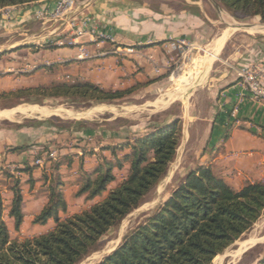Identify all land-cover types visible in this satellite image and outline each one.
Instances as JSON below:
<instances>
[{"label":"trees","instance_id":"1","mask_svg":"<svg viewBox=\"0 0 264 264\" xmlns=\"http://www.w3.org/2000/svg\"><path fill=\"white\" fill-rule=\"evenodd\" d=\"M49 1L54 0H0V9L33 7ZM216 1L239 20L259 18L264 23V0ZM26 46L32 51L55 48L49 43L39 49L36 43ZM146 86L135 84L127 89L108 90L87 81L55 82L18 88L3 95L35 104L59 99L90 106L124 100ZM181 137L182 122L174 119L157 124L131 140L127 138L126 142L102 146V151H109L114 160L103 156L92 171L81 169L80 193H88L90 199L102 196L116 179L115 169L130 163L126 179L111 189L103 201L65 219L62 214L67 212L68 204L62 191L65 182L61 162L57 163L52 178L44 170L42 188L49 193V198L35 216L34 224L46 225L53 220L55 226L32 238H12L3 218L6 207L0 190V264H80L98 252L102 238L142 206L166 177ZM30 149L29 145L11 148L17 155ZM119 150H125L122 157L118 155ZM19 171L31 177L35 170L24 163ZM29 182L34 184L32 177ZM11 191L9 217L19 229L24 220L20 178L15 180ZM263 215L264 182H249L234 188L210 166H200L191 170L168 199L131 229L118 248L100 264H213L217 256L249 233ZM256 264H264V254Z\"/></svg>","mask_w":264,"mask_h":264},{"label":"rangeland","instance_id":"2","mask_svg":"<svg viewBox=\"0 0 264 264\" xmlns=\"http://www.w3.org/2000/svg\"><path fill=\"white\" fill-rule=\"evenodd\" d=\"M128 1L134 7L147 11H160L169 8V6L172 9L179 10L188 6L181 0ZM121 4L126 5L127 2L125 4L121 2ZM41 7L40 5H35L33 7H19L9 10L0 9V59L9 56L12 60L2 62L3 69L1 71L5 73L2 76L13 77V83L19 80L17 83L20 88L29 84V82L20 80L22 79L21 77L27 78L45 69L37 66V61L31 60L28 56H13L22 50H30L33 54H36L43 50L70 49L76 52L75 55L79 62L91 59H80V51L78 50L79 47H86L87 54L91 57L92 52H90L88 46L91 45L89 44V37L78 39L79 45L72 47L53 45L55 47L53 49L38 48L42 45L38 44V42L44 36V33L49 34L50 30L54 31L59 27V25L52 27H50L51 24L43 25L36 19V10ZM18 13L26 16L22 15L23 19L19 21L17 20ZM89 13L88 7L84 8L79 13L78 18L80 21L88 19L95 31L107 32L106 30L110 29L105 23L100 24V20H97L94 15L92 16ZM235 21V25H237L235 29L237 31L245 35L251 34L253 37L264 38V23L259 18L245 20L235 18ZM230 23L233 22L230 20ZM67 31L68 28H64L65 34L68 33ZM30 43H36L39 50L32 51L31 48L26 46ZM176 44L174 45L175 58L171 69H163V62L160 60L154 59L152 62L150 61L154 66V75L157 78L154 77L135 83L147 84V86L121 101L85 106L72 104L65 100L53 99L35 104L6 97L3 94L8 91L4 90L9 88V86L0 87V190L2 194L4 193L3 196L5 198V195H8L14 187L17 178L22 181V179L29 176L19 171V169L23 168L24 163H28L29 166L36 170L35 175H37V171H40V180L43 184V171L46 170V173L52 178L57 163L61 162L60 171L64 173L63 180L65 182L62 191L68 204L67 212L62 214L64 219L79 214L89 209L93 204L103 201L111 189H114L126 179L130 163H125L122 169H115L116 179L109 185L108 191L102 196L90 199L88 193H80L83 183L81 169L87 172L92 171L93 167L99 164L98 162L103 156L114 160L109 151H102V146L107 145V143H115L116 145L119 141L126 142L127 138L131 140L135 135L144 134L155 125L163 124L170 120L179 119L182 122L181 142L166 177L149 194L142 206L126 217L118 228L102 238L99 251L86 258L80 264H100L105 256L118 248L125 235L131 229L145 220L162 202L168 199L172 191L191 170H195L200 166H210L201 164L200 158L197 157V155L202 153V145L204 143L199 141L201 137L198 132L205 129L203 124L198 122V119L206 118L211 120L214 115L210 109L212 104L211 96L207 97L204 92H196L198 86L196 87V84L193 85L199 68H202L203 64L197 60L195 67H192L193 60L186 59L184 61L182 58L183 50L179 48L178 43ZM91 46L96 48L94 44ZM146 51H149V49H146ZM95 53L98 55L100 52ZM212 59L210 58L209 60L212 61ZM204 66L207 69V62ZM209 66L205 84L208 83L210 86L215 79H218L216 75L219 72V64L217 60H213ZM107 68L112 73L115 72V67L108 66ZM104 69V64L101 63L95 67L98 78ZM205 69H201V71L204 72ZM180 77H183V80H180ZM185 77L190 78L189 81H186ZM65 81L77 82V80L74 81L70 78ZM189 102L192 105L191 111H188ZM188 122H191L189 126ZM206 128L208 127L206 126ZM187 134L189 135L188 141L185 140ZM24 145L31 146V149L26 151L21 162L18 160L17 153L12 152L11 148ZM31 151L33 153L30 154ZM124 152L125 150H119V157H122ZM5 173H9L10 176L8 177ZM237 176L240 175L237 174ZM226 182L231 185L228 181ZM23 189L25 198L21 209L24 213L35 212L39 202L45 201L49 196V193L45 190L32 196L33 189L29 183H25ZM22 225L19 229H16L15 225L11 224L10 234L13 239L32 238L50 231L48 225H40L41 228L38 230H33V222L27 224L26 228H23ZM263 254L264 215L249 233L235 242L223 254L217 256L213 264H256Z\"/></svg>","mask_w":264,"mask_h":264},{"label":"crops","instance_id":"3","mask_svg":"<svg viewBox=\"0 0 264 264\" xmlns=\"http://www.w3.org/2000/svg\"><path fill=\"white\" fill-rule=\"evenodd\" d=\"M115 1L90 0L89 14L99 19L100 24L105 23L110 28L106 31L115 37L123 49L134 48L133 53L118 57L112 54L97 56L95 52L111 51L112 45L105 44L100 48L88 45L92 52L91 59L79 62L76 52L70 49L43 50L36 54L30 50H22L13 56H28L37 61V66L45 68L27 78L21 77L20 80L29 82L24 87L68 82L65 80L70 78L74 81L92 82L108 90L125 89L155 77L154 66L150 63L154 59L163 62V69H171L175 58L174 45H177L178 40H185L194 48L191 55L192 67H195L197 60L203 64L193 85L198 86L196 92L211 96L210 109L214 114L212 119L209 117L211 120L198 119L205 127L198 132L201 137L199 141L204 142L202 153L197 155L199 161L201 164L210 165L217 175L235 188L243 187L249 182H264V103L252 99L238 84L240 69L264 60V38L237 31L235 18L223 10L216 0H181L188 6L179 10L169 6L160 11L136 8L128 0ZM121 2L127 4L123 5ZM53 4L54 1H49L37 5ZM16 8L19 7H11ZM18 14L17 20L21 21L25 14ZM210 58H213L212 61L217 60L219 72L216 75L218 79L209 86L208 83L205 84L209 69L206 71L204 65ZM8 60L12 61L9 56L0 59V87L9 86L4 91L20 88L17 83L19 80L13 83V77L2 76L5 75L1 71L2 64ZM99 63L104 64L105 69L98 78L95 67ZM108 66L115 67V72L109 71ZM201 69H205L204 72ZM189 103L188 111H191L192 105ZM190 124L188 122V126ZM188 139L187 134L185 140ZM25 154L26 152L19 154L18 160L22 162ZM35 172L36 170L31 176L34 184L29 182L30 176L21 181L23 201L25 183H29L33 189L32 196L44 191L40 171H37V175ZM9 194L5 195L6 210L3 218L11 230V224H14L8 212L12 200L11 190ZM48 198L39 202L35 212H23V228L31 222L34 223L35 216L46 206ZM53 224V220L46 224L50 231L54 229ZM40 228V225L34 224L33 230ZM47 232L49 231L45 233Z\"/></svg>","mask_w":264,"mask_h":264},{"label":"built area","instance_id":"4","mask_svg":"<svg viewBox=\"0 0 264 264\" xmlns=\"http://www.w3.org/2000/svg\"><path fill=\"white\" fill-rule=\"evenodd\" d=\"M90 0H54L53 6H42L36 10V19L43 25L51 24L50 27L59 25L54 31L44 33L38 44L49 43L51 45H65L72 47L79 45L77 40L82 37H89V44L96 45L100 48L102 45H112L111 51H102L97 56H107L112 54L114 56H122L123 54L133 53L134 48L123 49L118 45L114 36L105 31H95L94 27L90 25L88 19L81 20L78 18L79 13L84 8H87ZM6 10L11 9L5 8ZM64 28H68V33H64ZM179 48L183 50L182 58L191 59L193 45L185 40H178ZM80 59L91 58L87 54L86 47H79ZM264 60L259 61L258 64L250 65L240 69L238 84L240 88L252 97V99L264 103Z\"/></svg>","mask_w":264,"mask_h":264},{"label":"bare ground","instance_id":"5","mask_svg":"<svg viewBox=\"0 0 264 264\" xmlns=\"http://www.w3.org/2000/svg\"><path fill=\"white\" fill-rule=\"evenodd\" d=\"M236 26H237V25H236ZM236 26H235V27H236ZM231 30H232V29H231ZM210 63H211V62H210V60H209V62H207V65H208V66H207V69L210 67V66H209ZM207 69H206V70H207ZM204 74H205V73H204ZM185 78H186V77H185ZM203 78H204V77H203ZM189 79H190V78H186L185 80H186V81H189ZM180 80H183V77H181ZM202 80H203V79H202ZM187 83H188V82H187ZM246 246H247V245H246Z\"/></svg>","mask_w":264,"mask_h":264}]
</instances>
